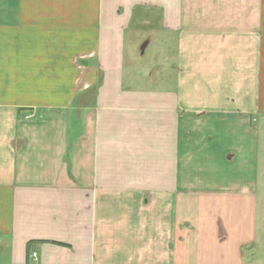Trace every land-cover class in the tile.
Returning a JSON list of instances; mask_svg holds the SVG:
<instances>
[{
    "label": "crops",
    "instance_id": "0c3cea01",
    "mask_svg": "<svg viewBox=\"0 0 264 264\" xmlns=\"http://www.w3.org/2000/svg\"><path fill=\"white\" fill-rule=\"evenodd\" d=\"M263 130L264 0H0V264H255Z\"/></svg>",
    "mask_w": 264,
    "mask_h": 264
},
{
    "label": "rangeland",
    "instance_id": "374dc122",
    "mask_svg": "<svg viewBox=\"0 0 264 264\" xmlns=\"http://www.w3.org/2000/svg\"><path fill=\"white\" fill-rule=\"evenodd\" d=\"M152 47H150V50ZM143 65L150 67L152 65L153 56L151 52H148L142 56ZM262 151H261V163H260V178H259V193L257 201V230L254 245L249 252L256 260L255 264H264V130L262 132Z\"/></svg>",
    "mask_w": 264,
    "mask_h": 264
},
{
    "label": "built area",
    "instance_id": "2783aa9c",
    "mask_svg": "<svg viewBox=\"0 0 264 264\" xmlns=\"http://www.w3.org/2000/svg\"><path fill=\"white\" fill-rule=\"evenodd\" d=\"M33 256H36V253H33Z\"/></svg>",
    "mask_w": 264,
    "mask_h": 264
}]
</instances>
